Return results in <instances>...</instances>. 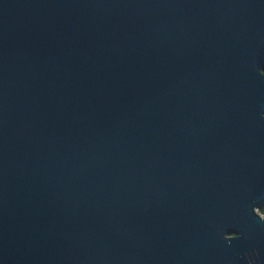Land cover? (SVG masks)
Returning a JSON list of instances; mask_svg holds the SVG:
<instances>
[{
    "label": "water",
    "instance_id": "obj_1",
    "mask_svg": "<svg viewBox=\"0 0 264 264\" xmlns=\"http://www.w3.org/2000/svg\"><path fill=\"white\" fill-rule=\"evenodd\" d=\"M264 0H0V264H264Z\"/></svg>",
    "mask_w": 264,
    "mask_h": 264
},
{
    "label": "trees",
    "instance_id": "obj_2",
    "mask_svg": "<svg viewBox=\"0 0 264 264\" xmlns=\"http://www.w3.org/2000/svg\"><path fill=\"white\" fill-rule=\"evenodd\" d=\"M259 213L264 217V206L259 209Z\"/></svg>",
    "mask_w": 264,
    "mask_h": 264
}]
</instances>
